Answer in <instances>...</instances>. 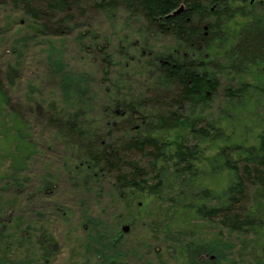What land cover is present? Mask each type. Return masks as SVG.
I'll use <instances>...</instances> for the list:
<instances>
[{"label": "trees", "instance_id": "obj_1", "mask_svg": "<svg viewBox=\"0 0 264 264\" xmlns=\"http://www.w3.org/2000/svg\"><path fill=\"white\" fill-rule=\"evenodd\" d=\"M44 1L16 3L33 19H42L44 11L34 4ZM119 1L149 30L173 38L175 46L164 54L127 55L118 72L111 71V59L103 53L105 67L97 89L105 102L97 115L83 109L87 92L79 84L72 90V111L49 105V121L72 141L74 172L87 181L110 178L118 199L127 206L152 199L159 211L163 203L168 204L162 232L168 238H183L171 252L173 264H233L221 256V234L209 239L200 234L203 224L214 221L229 235L249 241L241 243L242 249L251 245L254 264H264V136L257 156L214 158L231 175L229 185L220 192L197 181L200 158L193 157L195 148L189 142L199 145L217 137L221 119L210 120L203 114L220 75L234 74L242 80L239 96L243 99L247 89H253L246 80H257L264 64V0L258 9L254 4L235 5L244 0H110L100 1L99 7L116 8ZM71 4L72 0H50L47 6L64 12ZM181 5L184 10L171 16ZM30 29L36 36L58 34L48 24H34ZM87 98L91 106L92 97ZM0 102L2 106L9 103L1 79ZM9 122L13 148L6 158L9 165L0 174V264H21L14 261V250L26 247L33 257L39 250L44 260L43 244L49 248L53 241L43 236L32 243L18 224L12 226L11 217L1 216L4 194L12 189L19 194L32 155L25 121L13 111ZM136 158L144 160L146 167Z\"/></svg>", "mask_w": 264, "mask_h": 264}, {"label": "rangeland", "instance_id": "obj_2", "mask_svg": "<svg viewBox=\"0 0 264 264\" xmlns=\"http://www.w3.org/2000/svg\"><path fill=\"white\" fill-rule=\"evenodd\" d=\"M49 1L34 4L45 18L33 19L17 0H0V79L9 99L7 106L0 102V174L9 165L6 158L13 148L8 133L13 111L25 121L32 141L25 181L19 194L13 189L4 194L1 216L11 217L12 226L18 224L32 243L43 236L53 241L49 248L43 244L44 260L39 250L33 257L26 247L14 250L13 259L21 264H173L171 252L183 238H168L162 232L168 204L159 211L152 199L127 206L118 199L110 178L94 182L75 173L72 141L61 136L48 112L49 105L72 111V90L79 84L92 97V107L86 97L83 109L97 115L105 102L97 89L105 67L103 53L111 59V71L118 72L127 55L167 53L175 46L174 39L149 30L120 1L116 8H100V1L110 0H72V7L64 12L48 8ZM260 1L235 5L252 2L258 9ZM34 24H48L58 34L36 36L30 29ZM263 69L264 64L257 80L247 78L253 89L246 88L244 99L239 96L244 85L238 76L217 78L218 87L203 114L210 120L221 119L217 137L199 145L189 139L195 148L193 157L200 158L197 181L204 188L220 192L231 181L230 172L214 158L257 156L264 136ZM228 89L238 96L228 95ZM136 159L146 167L144 160ZM249 200L246 207L251 196ZM217 222L203 224L199 233L207 239L223 236L224 261L254 264L251 245L242 249L241 243L249 241L229 235ZM123 226H128L126 233Z\"/></svg>", "mask_w": 264, "mask_h": 264}, {"label": "water", "instance_id": "obj_3", "mask_svg": "<svg viewBox=\"0 0 264 264\" xmlns=\"http://www.w3.org/2000/svg\"><path fill=\"white\" fill-rule=\"evenodd\" d=\"M250 4H252V2H251ZM183 10H184V6L181 5V6H180L175 12H173V13L171 14V16H174V15H176V14L182 12ZM204 30H206V27H204ZM263 71H264V69H263ZM121 231H122V233H126V232L128 231V226H123V227L121 228ZM213 259H214V257L212 256V257H211V260H213Z\"/></svg>", "mask_w": 264, "mask_h": 264}]
</instances>
